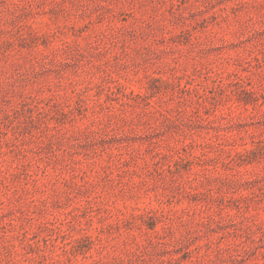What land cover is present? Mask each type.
Returning <instances> with one entry per match:
<instances>
[{
  "label": "rangeland",
  "instance_id": "rangeland-1",
  "mask_svg": "<svg viewBox=\"0 0 264 264\" xmlns=\"http://www.w3.org/2000/svg\"><path fill=\"white\" fill-rule=\"evenodd\" d=\"M0 264H264V0H0Z\"/></svg>",
  "mask_w": 264,
  "mask_h": 264
}]
</instances>
